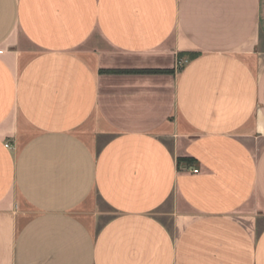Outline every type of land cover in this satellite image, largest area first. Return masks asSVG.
I'll use <instances>...</instances> for the list:
<instances>
[{
    "label": "crops",
    "instance_id": "obj_1",
    "mask_svg": "<svg viewBox=\"0 0 264 264\" xmlns=\"http://www.w3.org/2000/svg\"><path fill=\"white\" fill-rule=\"evenodd\" d=\"M0 264H264V0H0Z\"/></svg>",
    "mask_w": 264,
    "mask_h": 264
},
{
    "label": "built area",
    "instance_id": "obj_2",
    "mask_svg": "<svg viewBox=\"0 0 264 264\" xmlns=\"http://www.w3.org/2000/svg\"><path fill=\"white\" fill-rule=\"evenodd\" d=\"M186 62H187L186 59L179 58V59L177 60V65H178V66H182V65H184ZM7 146H8V144H7ZM198 171H199L198 168H194V169H192V172L197 173Z\"/></svg>",
    "mask_w": 264,
    "mask_h": 264
}]
</instances>
